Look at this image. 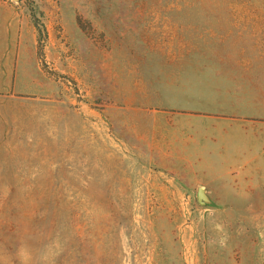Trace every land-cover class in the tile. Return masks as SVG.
<instances>
[{"label":"rangeland","instance_id":"obj_1","mask_svg":"<svg viewBox=\"0 0 264 264\" xmlns=\"http://www.w3.org/2000/svg\"><path fill=\"white\" fill-rule=\"evenodd\" d=\"M238 63L264 0H0V264H264Z\"/></svg>","mask_w":264,"mask_h":264},{"label":"crops","instance_id":"obj_2","mask_svg":"<svg viewBox=\"0 0 264 264\" xmlns=\"http://www.w3.org/2000/svg\"><path fill=\"white\" fill-rule=\"evenodd\" d=\"M245 68L240 63L234 68L237 72L235 79L239 82L234 84L232 101L240 103L241 106L235 111L238 117L231 122L234 126L231 132L234 154L232 157L244 161L245 169L241 170L242 174L264 175V87H255L251 75L256 69ZM259 68L264 69V64ZM241 71L242 78H245L244 82L248 85H242ZM247 89L249 93H246ZM222 173L234 175L240 172L235 173L225 169Z\"/></svg>","mask_w":264,"mask_h":264},{"label":"water","instance_id":"obj_3","mask_svg":"<svg viewBox=\"0 0 264 264\" xmlns=\"http://www.w3.org/2000/svg\"><path fill=\"white\" fill-rule=\"evenodd\" d=\"M197 199L200 203H204L208 200L207 195L205 194V191L202 187H199L197 189Z\"/></svg>","mask_w":264,"mask_h":264}]
</instances>
